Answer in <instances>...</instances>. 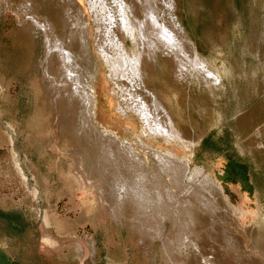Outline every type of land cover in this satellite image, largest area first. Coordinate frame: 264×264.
I'll return each mask as SVG.
<instances>
[{
	"label": "rangeland",
	"instance_id": "obj_1",
	"mask_svg": "<svg viewBox=\"0 0 264 264\" xmlns=\"http://www.w3.org/2000/svg\"><path fill=\"white\" fill-rule=\"evenodd\" d=\"M105 1L116 18L128 0ZM171 2V14L161 6V16L182 29L201 65L189 66L184 75L176 76L159 59L156 69H145L148 88L165 101L181 136L175 142L143 134L137 115L119 111L121 94L96 54L91 0H0V245L17 262L203 264L202 258L216 255L220 264L264 263V0ZM77 10L84 16L95 66L88 82L97 124L119 142L131 143L144 161L140 166L129 157L119 161L120 166L134 171L132 175L124 171L131 181L144 172L148 175L142 188L152 199L141 207L117 202L116 186L99 169L111 167L99 164L98 137L88 138L82 119L85 114H81L84 105L79 101L70 105L66 89L56 80L57 58L47 54L45 29L41 28L56 27L59 32L62 27L64 33L69 15L77 17ZM124 43L132 53L133 42L125 38ZM76 117L85 125L83 133L70 127ZM145 147L164 155L171 153L187 166L181 183L185 194L198 188L196 182L203 178L217 192L215 202L220 201L218 213L223 220L217 219L213 235L193 231L199 251L182 246L177 238L182 228L188 230L189 217L182 207L177 208L175 199L168 202L164 195L168 188L178 195L179 190L165 178L152 179L151 172L159 165ZM185 199L179 201L200 207L195 197ZM152 214H159L160 219ZM225 235L231 239L229 244L223 240ZM46 240L55 245L48 246Z\"/></svg>",
	"mask_w": 264,
	"mask_h": 264
},
{
	"label": "bare ground",
	"instance_id": "obj_2",
	"mask_svg": "<svg viewBox=\"0 0 264 264\" xmlns=\"http://www.w3.org/2000/svg\"><path fill=\"white\" fill-rule=\"evenodd\" d=\"M172 5L173 4H172L171 0H128L125 7L123 9L118 10V14H116V18H113V16L111 15V13L108 9V6H107V2L105 0H91L90 9H89L92 11L93 18L96 19L94 21V22H96L95 23L96 27L94 26V29H95L94 44H95V49L97 52L96 54H98L101 57V59L103 60L105 66H106V69H107V76H108L109 80L112 83H114L117 91L120 92L121 97L123 99V101H121L122 103L119 104L120 105L119 111L124 113V114L126 112H131V113L137 115L138 118L141 120L140 122H142L143 134H148V135H152L155 137H161L167 142H175L176 140H179L181 138V136H179V133L176 131L177 128L176 129L174 128L173 118H172L170 112L166 108L165 101L162 100L159 93H157L154 89L148 88L149 82L147 83L148 80L146 78L145 69L146 68L147 69L148 68L156 69L158 59L161 60L163 66H165L167 71L171 75H174V76L184 75V73H185L184 70H188V69L190 70L189 66L191 68L192 67L196 68V67L201 66V65L199 66L197 59H196L197 56L196 57L194 56L193 47L190 44L189 40H187L182 29L176 23L171 22L169 20L166 21V19L164 20V18H162V16H161L163 13L161 6H165L167 8V10L170 12L169 14H171ZM68 9L70 10L73 8L69 7ZM163 10H164V8H163ZM75 14H76V12H75ZM169 16L170 15H168V17ZM82 17L84 18L83 14L79 11L77 13V17L74 16V13L72 15H69L68 20H70V22H69L68 26H66V24H65V26L63 24H61L64 26V30H65L64 33H62V31H63L62 27L59 30V32H57L56 27H54V28L52 27V30H51V28L49 29V27H48V29H46L45 27L41 28V29H43V31L45 29V34H44L45 35V41H46V44L48 46V51H47L48 53L47 54L50 56H52V54H53V56L55 55V57L57 58V69L55 68L56 70H54V71H56L55 74L58 76V78L56 80L59 84H61V86L64 89H66V91H67L66 93L68 94L67 99L70 101V105H72V106L76 105L77 101L83 103V105H84L83 107L85 109H83V110H85V111H83L81 108L80 109L82 110L81 114L82 115L85 114V115H84V118L81 117L82 115L80 117L84 120L85 125L87 126L86 127L87 130H89V136L87 135L88 138H91V137L93 138V135H96L98 137V141L100 142V144H98V145H101L100 148H98V149H100V154L98 157L99 158L98 161L100 162L99 164H102L103 167H111V168H102L101 169L102 166L101 167L99 166L100 167L99 169H100V172H101V170L103 171V173L106 172V174L109 175V180H111V183H113L112 185H114V187L116 186L115 188H117L116 190L118 192H117V197H115V198L117 199V202L119 204H124V205L127 204V202H128L129 204H133L132 205L133 207L135 205L137 208V204L139 207L142 202L143 203L145 202V204L148 203V202L146 203V201H148V199H149L147 197L148 193H146L147 194L146 195L145 194L146 190L144 191V189L142 188L143 187L142 183L144 184L145 178L148 175L144 172L143 175H141V176L138 175L139 176L138 178L135 177L137 180H134L135 178L133 177L134 176L133 175L132 177L134 179H133V181H131L129 176L125 177L124 171L127 172V175H132V172L134 173V171L132 170L131 167L130 168H127V167L123 168L122 164H121V166L119 165V161L121 162V160L123 161L124 159L127 161V158L129 157V158H132L133 161L135 160L136 164L140 163L139 166L142 165L141 163H144V161H143L142 157H140L139 155L136 154V151L134 150V147L131 143L119 142L117 137L113 133L101 128L97 124L96 114H95V105H94L95 104L94 95L92 92V88L89 86V82H88L89 78L91 77L90 74L93 72L92 70L95 69V66L93 65V61H92V55H91L92 50L89 46V33L87 32L88 29H87V27H85L86 23L83 21ZM79 22L80 23L82 22V24H80ZM38 25H40V24H38ZM59 25H60V23H59ZM50 27H51V25H50ZM125 38L130 39V41H132L134 44V51L132 53H128L126 51V47H125V43H124ZM70 47L75 48V49L77 48V52L71 51ZM79 52H82V55ZM54 60H56V59H54ZM48 64H49V62H48ZM51 64H49V65H51ZM196 72H197V70H196ZM49 74H47V75H49ZM48 80H50V79H48ZM58 83H55V84L57 85ZM50 84H52V83H50ZM62 87H61V89H62ZM60 93H61V91H60ZM68 107L71 108L70 106H67V108ZM81 107H82V105H81ZM77 109H79V108H77ZM81 110H80V112H81ZM70 111H72V109ZM77 112L75 113L76 115H77ZM73 113H71V116ZM73 118H75V117H73ZM78 119H79V117L77 119H75V121L77 120L75 122V124H72L74 126H70L74 129V130L72 129V131H74L75 133H81L82 128L85 127V125L82 126V124L79 121L80 119L79 120ZM83 120H82V123H83ZM68 122H69V120H68ZM74 132H73V134H74ZM84 132H85V130H84ZM86 133H84V134H86ZM74 136H75V134L73 135V137ZM81 137H82V135H81ZM81 137H80V140H81ZM86 140H88V139H86ZM94 142H93V144H94ZM82 143H84V142H82ZM93 147H94V145H93ZM93 147H91V148H93ZM145 148H147V151L151 153L153 160H155V162L159 165V168H157L156 170L151 172V176L153 177L152 179H156V180L161 181L163 178H165V179H167L168 183H170L171 185L173 184V187H176L179 190V195H178L177 190H176L177 192H175V191L170 190L168 188L165 190L166 192H164L165 193L164 195H166L165 196L166 200H167V197H168V199H170V200H168V202L171 201L172 199H175V202H177V204L179 205L177 208L182 207L183 212L186 211L185 213L187 214V215L186 214H184V215L189 217L190 225L188 224V230H187V228H185L187 231L184 228H182V230H181L182 235L180 237L178 235L177 238H180L179 240H180V243L182 246L185 247V245H187L190 248L194 247V248H196V250L199 251L200 247L198 246L199 244L196 242V239L193 237L194 236L193 231L194 230H195V232L196 231H204L203 233L206 232L205 235L206 234L209 235L212 233L214 234L217 231V229H216L217 219H220V218L222 219V215L220 213H218L219 208H221L218 206L220 201H219V203H218V201L215 202V200H216L215 198L217 197V192L210 186L208 179L203 178L202 181L196 182L198 188L193 189L191 193L188 191L189 194H188V192L185 194V190L182 188L183 185L181 183H183L182 182L183 178H185L187 176V170H188V168H186L187 166L184 165L183 162L178 161L176 156L171 154V153H168V155H164L162 153H158L157 151L153 150L152 148H149V147H145ZM88 153H91V152H88ZM125 160H124V162H125ZM96 165H97V162L95 164V167H96ZM134 168L136 169V167H134ZM99 169H98V171H99ZM96 170H97V168H96ZM137 171H138V169H137ZM97 173H99V172H97ZM198 173L199 172L196 171L195 175H197ZM136 176H137V174H136ZM103 177L104 176L100 177V179L101 178L103 179ZM106 178H107V176H106ZM106 178H104L105 181H106ZM193 179L194 178H192V180ZM109 180H107V182ZM82 181H84V180H82ZM146 183H148V181ZM104 184H105V182H104ZM152 185H153V187H155L154 183ZM152 185H151V187H152ZM153 191H154V189H153ZM182 195L184 197H181ZM189 195L195 197V199L199 202L200 207L189 205L187 202H181L182 200L179 201L182 198L185 199V198L189 197ZM157 197L161 198L160 195H158ZM151 199H149V200H151ZM156 201H154V202H156ZM185 201H186V199H185ZM151 203L153 204V202H151ZM151 203L149 201V204H151ZM197 203L195 205H197ZM119 204H117V206ZM145 204H143L144 207L142 206L144 209H145ZM177 204L175 203V205H177ZM190 206H192L191 210H193V211L189 210ZM193 207L195 210L193 209ZM140 209L141 208H138V210L141 212L142 209L141 210ZM138 210H137V213H138ZM146 210L148 211V209H146ZM156 210H157V208H156ZM114 211H113V213H114ZM150 211H151V209H150ZM157 211L159 212V210H157ZM157 211H155V212H157ZM161 211H162V209H161ZM164 211H165V209H164ZM166 211H168V208ZM144 212H145V210H144ZM178 212H180V211H178ZM160 213L161 212H159V214ZM196 213H198V214L195 215ZM205 213H209L211 216L205 217ZM142 214H144V213H142ZM159 214H157V216ZM163 214L165 216V213H162V216H163ZM117 215H118V213H117ZM152 215L155 218L157 217V216H155L156 214H152ZM166 215H168V214H166ZM178 215L179 214H177V216ZM145 216H147V215H145ZM174 217H175V215H174ZM147 218H149V217H147ZM161 218H163V217H161ZM158 219H160V217ZM180 219L181 218H179V220ZM150 220H152V219L150 218ZM154 220L155 219H153V221ZM181 220H183V219H181ZM172 222H174V220ZM181 222L183 223V221H181ZM177 224H178V222H177ZM174 225H176V224H174ZM178 225H180V223ZM179 227L181 229V226H178V229H179ZM223 229L225 230L224 226H223ZM160 231H161V229H160ZM198 237H200V236H198ZM196 238H197V236H196ZM221 238H223V237H221ZM223 240L226 242V244H229L231 241V239H229V237H227V235H225V238H223ZM223 240H222V242H223ZM177 241H178V239H177ZM225 242H223V243H225ZM253 242H254V240H253ZM46 243L50 247H53L55 245V243L52 242L51 240H46ZM254 246H256V244ZM231 247H233V246H231ZM82 248L84 249V247H82ZM206 248H208V247H206ZM206 248H204V249H206ZM210 248H211V246H210ZM227 248H228V246H227ZM255 248H252V250H254ZM184 249L187 250L188 248L186 247ZM213 250H215V249H213ZM262 250H263V248H262ZM257 251H258V249H257ZM262 257L264 259V253H262ZM197 259H199V258H197ZM202 262H203V264H220L221 263V262L218 263L216 261V255H215V258L213 256H210L209 258H208V256H206V258H202ZM248 262H249V260H248ZM255 264H257V263H255ZM261 264H264V263L262 262Z\"/></svg>",
	"mask_w": 264,
	"mask_h": 264
},
{
	"label": "crops",
	"instance_id": "obj_3",
	"mask_svg": "<svg viewBox=\"0 0 264 264\" xmlns=\"http://www.w3.org/2000/svg\"><path fill=\"white\" fill-rule=\"evenodd\" d=\"M0 264H21L17 262L8 249L3 245H0Z\"/></svg>",
	"mask_w": 264,
	"mask_h": 264
}]
</instances>
